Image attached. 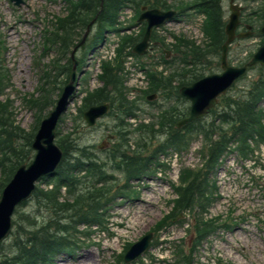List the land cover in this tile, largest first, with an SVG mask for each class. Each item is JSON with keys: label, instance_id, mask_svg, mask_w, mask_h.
<instances>
[{"label": "rangeland", "instance_id": "obj_1", "mask_svg": "<svg viewBox=\"0 0 264 264\" xmlns=\"http://www.w3.org/2000/svg\"><path fill=\"white\" fill-rule=\"evenodd\" d=\"M221 1L223 20L226 21L229 14V0ZM262 1L264 0L236 1L242 6L241 17L248 16L249 22L247 23H252L253 29L250 36L234 39L229 44L227 60L231 65L242 64V61L249 57L261 43L262 35L259 34L258 28L261 26L259 23L262 22V19L259 18L257 10ZM68 6L65 0H21L19 4H15L12 0H0V70L6 77L4 82L7 86L1 91L0 101L9 103L8 110L9 113L11 112L9 116L12 125H17L26 132L31 131L38 114L41 118L45 116L51 107L50 102L56 96L58 87L62 82L67 81V70L71 65L69 60L71 49L84 35L85 28H81L78 23H75L72 25L73 30L69 32L68 44L63 46L64 49H57L53 46L54 44L57 47L60 45V42L52 39V35L56 32L55 29L53 30V24L57 18L67 15ZM123 17L125 16L122 13L119 19L123 20ZM202 17L201 14L192 11H183L180 17L163 27L166 31L162 34L167 37H170V33L183 35L201 43L204 40L201 31ZM96 29V24H92L86 39L92 37ZM243 30L241 27L240 31ZM47 33L49 34L48 44L44 43ZM101 39V34H99L96 40L101 41ZM111 39L112 37L108 36L105 44H100L98 48L100 58H107L104 51L113 47L116 36L112 41ZM93 43L89 40L85 49L78 46L74 54L75 59L82 60L83 55L91 50ZM107 43L109 44L107 45ZM161 49L163 47L160 45L152 47V54L159 58ZM219 59L217 54L204 59L202 72L220 71ZM145 61L148 60L145 58ZM77 66L76 73L79 78L75 88L76 92L67 111L60 118L58 129L61 131V135L71 131V147L75 154H80L83 150V158L105 162L109 175L105 181L109 191L107 195L117 191L121 193L105 206H101L102 216L100 219L102 223H97L98 221L94 218H89V222L92 224L84 230H82L83 223L78 226L76 221L79 214L88 215L93 211V205H89L88 194L81 196V201L75 211L59 215L55 214L52 209L49 211L47 207H38L36 198L31 197L15 209L13 218L17 225H13L10 234L0 243V249L4 251L2 253H10L11 250L17 251L15 243L18 240L25 242L34 233H46L51 229L52 221L56 219L60 228L71 231L78 229L82 233L77 235V233H70L68 230L69 238L71 237L74 241V245L69 250L61 249L60 240L65 242L66 235L60 229L61 232L58 234L60 238L55 242L57 246L51 251L55 254L49 252L46 263L41 264H127L123 260L125 251L131 243L150 232L155 226L154 224L171 210L173 198L176 196L172 186L177 183L179 174L188 168L199 174L202 180L206 179L208 183L214 180L215 184L207 185L208 200H198L197 196H194L191 199L192 204H189L187 209L199 208L203 210L206 208L201 214L202 220L211 215L218 214V219L222 216L229 225L232 224V232H226L221 228L222 226H216L217 223H215L211 231L208 232V236L201 242H196L193 224L197 214L189 212L181 217H172L173 223H166L157 229L150 241L152 245L148 251L157 249L154 247L159 243L160 235L166 234L165 236L173 240L172 247L176 246L172 248L171 264L182 262L188 264H264V147L262 144L255 149L253 163L249 161L250 163L245 164L238 158L229 155L224 157V161L220 165H216L214 168L208 166L203 170L200 169L201 164H199L197 153L205 145V141L201 134L186 133L184 137L190 140L187 148L181 147L178 151H161L152 159V163L149 162L150 166H148L146 165L147 159L166 140V135L156 130H147V132L139 130L129 137L127 142L121 139H110L113 125L116 123L113 115H105L93 127H87L80 115V109L83 106L81 97L86 90L94 89L100 85V82L94 76L96 71L94 59L89 60L88 69L84 68L79 71ZM258 71V67L249 70L248 78L237 82L231 91L237 94L241 93L248 79H252ZM123 80L124 87L128 88ZM128 80H131L130 76ZM42 86L46 88L45 91L41 90ZM126 93L131 96L128 92ZM29 95H33L37 99L44 95L45 106L41 111L26 102L25 99L30 97ZM155 100L156 104H165L166 94L158 95ZM171 105L172 107L177 106L175 103ZM142 108L140 116L142 114L152 116L155 113L150 114V110H157L156 105ZM112 111L113 109L110 113ZM24 141L21 132L19 136L12 137L13 145L21 146ZM131 142L136 146H130ZM115 148L118 149V156L123 153L131 154L133 158L140 161V165H145L146 168H140L138 172H148L128 182L131 188L129 195L123 194L124 191L121 189V186L127 184L126 173L111 167V162L119 159L118 156L116 159L108 156L115 151ZM21 150L27 151V157L23 161L29 163L34 151L28 145L22 146ZM158 161L162 162L161 166L154 164ZM148 167L150 168L147 169ZM2 179L3 173L0 169V181ZM49 182L50 178H47L44 183H40V187L49 189ZM105 182H102L101 185L103 186ZM83 186L84 184H82ZM62 190L61 201L63 202L64 197L70 199L71 196L66 195L64 188ZM22 214L29 217V224L26 218L22 220ZM62 217H68V219L64 220ZM155 228H158L157 224ZM179 239L181 240L175 243ZM156 251H158L157 254H160L162 248H158ZM147 252L145 253L147 259L151 256L154 257L152 252ZM51 256H53L52 259H49ZM187 258H189V262L186 260ZM33 261L38 264L40 260ZM135 262L143 264L139 258L129 264H135Z\"/></svg>", "mask_w": 264, "mask_h": 264}, {"label": "trees", "instance_id": "obj_2", "mask_svg": "<svg viewBox=\"0 0 264 264\" xmlns=\"http://www.w3.org/2000/svg\"><path fill=\"white\" fill-rule=\"evenodd\" d=\"M135 0H103L102 8L99 10L98 2L96 4V0H70V4L72 6L71 10L68 12L67 16L63 19H60V29L63 30L64 36L62 40V44L65 46L68 44L69 40L68 35L71 30H73L72 25L78 23L81 27H85L88 23L89 18L94 17L97 14L96 20L99 25V28H108L109 26H113L114 22H116L117 12L125 2H133ZM150 0H138L139 3H147ZM153 2L158 4H163L161 0H153ZM195 8L199 11H203L206 13L209 21L207 23V31L211 38L210 47L212 50L219 49L220 45L224 38L223 33V25H222V16L219 7V0H198L195 3ZM166 7V6H165ZM90 18V19H91ZM200 48V47H199ZM197 48V49H199ZM201 49V48H200ZM209 49H207L209 51ZM197 53V52H195ZM117 74L114 71V67L109 64H104L103 66V75L102 80L104 82V86L96 91L92 92L88 96L89 104H96L106 100H109L111 97H114L116 100L123 103V89L121 88V81L116 76ZM164 80V79H163ZM163 85L165 81H160ZM108 87H110L113 91L111 94L108 91ZM4 88V83L0 80V92ZM119 96V98H118ZM113 98V99H114ZM123 98V99H122ZM264 99V73L261 77L254 79L251 81L248 86L247 92L242 96H234L229 101L224 102V106L219 110H214V116L210 121L209 125H205V119H198L195 122L189 123L184 128H187L185 132L192 131L191 133L197 132L203 128L205 131L206 127L209 128V132L212 134L218 132L219 138L217 141L207 147L208 158L206 160V165L213 166L216 161L218 155L225 152L226 147L230 141L235 142V140L239 143L238 149L240 153L244 155L242 150L246 154L249 143L248 139L255 140L254 136H262L264 139V108L260 107V102ZM4 109H7L8 105L3 104ZM136 105H132L127 102V110L128 112L134 109ZM180 113H172L171 117L176 118ZM6 116L2 112L0 113V123L3 124V128L1 132L4 136H0L2 140H0V146H3V153L6 155V160L9 158L8 165L7 162H4V167L7 168V173L4 169L5 177L4 180H7L12 172V170L23 162V159L26 158L22 149V146L19 147L17 145L12 144V137H16L20 135V130L16 126H12L11 121L8 122L4 120ZM174 120V119H173ZM173 120H170V126L173 123ZM218 122V125H215L214 121ZM170 129L175 130L174 124L170 127ZM175 132V131H174ZM182 131L179 130L177 133H174V140L177 142H182L184 140ZM27 138V137H25ZM68 138V137H66ZM65 138V139H66ZM65 139H60L59 142H63ZM260 139H262L260 137ZM168 141L171 142V139L168 138ZM26 145L29 146L30 141L27 139ZM248 144V146H247ZM21 145H24L23 143ZM63 146V145H62ZM169 146V145H168ZM69 145L65 148V155L62 163L58 167L55 176V188L51 190H44L42 188H37L35 192V197H37L38 201L43 205L51 206L52 210L55 214H60L62 212H71L73 209L77 207V204L69 205L58 202V191L62 185L69 186L76 179V169L83 170L85 166L92 164L91 159H86L78 154L73 153L70 154L68 151ZM251 152V151H250ZM9 156V157H8ZM83 156V153H82ZM10 159H15L10 161ZM129 157L126 158V162L129 161ZM132 159V157H131ZM131 164H135L133 160H130ZM103 166V163H101ZM131 170V167H128ZM79 170V171H80ZM103 177V175L101 176ZM206 179L202 181L200 184V191L204 187ZM208 185V182L207 184ZM204 187V188H203ZM189 186L184 189V193L182 198H187L186 195L189 191ZM104 187L101 190H95L89 195L90 204L93 205V216L97 215V209L102 205L100 200L102 196L106 195ZM86 215L80 216L79 220H86ZM28 222L30 221L29 217ZM57 227V226H56ZM58 235V229H54L53 231H48L46 233H34L31 237L27 238L25 242L21 240L17 241L18 253L11 257V262L22 263L26 262H34L36 259L41 260L46 256V253L50 251L53 243L56 241V237ZM34 251V252H32ZM21 260V261H20Z\"/></svg>", "mask_w": 264, "mask_h": 264}, {"label": "water", "instance_id": "obj_3", "mask_svg": "<svg viewBox=\"0 0 264 264\" xmlns=\"http://www.w3.org/2000/svg\"><path fill=\"white\" fill-rule=\"evenodd\" d=\"M19 1V0H17ZM233 12L230 15V22L227 26V32L230 37L237 24L238 8L231 6ZM173 12H161L157 9L145 11L141 18H146L148 21L147 30L143 40L136 46L135 50L138 52L144 51L147 44V39L150 34V28L154 24H159L165 18L171 16ZM264 32V25L261 28ZM259 61L264 63V44L259 48L254 55L252 61L247 65ZM225 71L220 75H209L204 77L188 87H182L181 93L192 100L190 115L183 119L181 123L189 121L206 112V109L213 106L216 102V96L225 91L231 81L237 76L241 75L246 66L242 68H231L224 66ZM75 66H73L70 81L64 86L60 97L58 98L56 106L52 109L49 115L42 120L39 130L35 135V140L32 146L37 150L34 159L28 167L21 165L14 174L11 181L5 187L0 199V239L5 236L9 229V216L13 210L14 205L21 199L26 198L34 188V181L42 174L52 171L61 158L60 149L53 143L54 127L62 110H64L67 99L73 89ZM107 108L106 104L91 106L84 112V117L89 124H92L96 117L101 115ZM148 237L143 238L136 243L126 254V260L133 258L145 246Z\"/></svg>", "mask_w": 264, "mask_h": 264}]
</instances>
